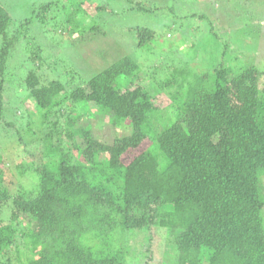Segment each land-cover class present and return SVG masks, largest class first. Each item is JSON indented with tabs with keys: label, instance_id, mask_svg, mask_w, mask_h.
I'll use <instances>...</instances> for the list:
<instances>
[{
	"label": "trees",
	"instance_id": "trees-1",
	"mask_svg": "<svg viewBox=\"0 0 264 264\" xmlns=\"http://www.w3.org/2000/svg\"><path fill=\"white\" fill-rule=\"evenodd\" d=\"M127 10L149 11L145 0H127ZM11 21L0 5V120L17 41ZM136 28L140 47L155 38ZM139 68L125 56L78 85L28 72L24 135L40 128L43 151L41 163L19 166L35 174L32 191L12 195L0 167V217L8 212L0 264H127V235L148 234L150 246L153 229L166 232V264H264V69L219 64L196 73L156 63L149 75L154 93L167 96L162 108L143 83L122 81ZM95 111L131 133L101 141L79 124ZM166 114L176 118L161 127Z\"/></svg>",
	"mask_w": 264,
	"mask_h": 264
},
{
	"label": "rangeland",
	"instance_id": "rangeland-1",
	"mask_svg": "<svg viewBox=\"0 0 264 264\" xmlns=\"http://www.w3.org/2000/svg\"><path fill=\"white\" fill-rule=\"evenodd\" d=\"M82 1L0 0L12 19L8 37L17 38L13 70L6 73L5 79L7 111L0 120V167L5 170L4 185L12 195L35 189V174L28 170L23 173L25 167L19 166L41 163L43 151L35 140L40 138V128L34 129L37 133L30 137L32 140L24 135L28 120L23 116L32 111L33 105L26 101L28 91L22 90L29 71L39 72L41 68L44 82L58 79L78 85L80 80H88L128 56L140 68L122 81L143 83L151 94L159 96L163 108L167 106V96L154 93L157 84L154 75H149L156 63H172L196 73L213 70L219 64L230 66L235 73L249 64L264 69V0H255L254 6L249 3L252 0H145L149 11L140 13L128 11L127 0H85V5L80 6ZM91 5L98 9L87 10ZM136 27L154 30L155 38L140 47ZM2 42L0 38V45ZM170 46L172 50H163ZM11 113L15 117H9ZM95 114L79 124L89 123L101 141L111 144L117 136L131 133L128 124L115 127L99 111ZM175 118L163 116L161 127L171 125ZM36 144L38 148H34ZM7 217L8 212L3 211L0 219L4 222ZM150 234V246L146 242L148 234L127 235V264L169 262L166 232L153 229ZM120 237L115 236V248L120 246Z\"/></svg>",
	"mask_w": 264,
	"mask_h": 264
}]
</instances>
